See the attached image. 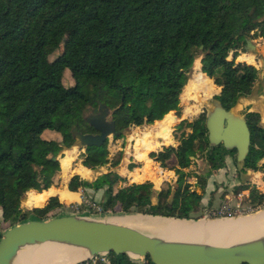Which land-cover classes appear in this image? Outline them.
Masks as SVG:
<instances>
[{
    "label": "trees",
    "instance_id": "obj_1",
    "mask_svg": "<svg viewBox=\"0 0 264 264\" xmlns=\"http://www.w3.org/2000/svg\"><path fill=\"white\" fill-rule=\"evenodd\" d=\"M255 39L264 41V0H0L2 224L7 229L68 212L54 197L43 208H23V196L60 186L64 157L53 158L77 144V133H97L86 118L87 112L96 114L101 104L111 110L121 133L115 140L133 126L154 125L175 112L181 120L175 129L177 145L151 152L150 158L162 168L173 164L170 170L176 175L183 176L200 153L213 171L224 169L229 156L237 166V151L210 145L206 113L200 119L182 120L181 96L201 55V72L223 87L214 100L231 110L240 98L250 96L259 69L253 56L243 54L247 40ZM67 70L74 80L69 87L64 84ZM245 116L251 146L238 171L264 173L261 115L248 108ZM108 144L87 148L80 156L82 165L91 170L108 164L118 167L124 152L111 161ZM135 168L130 164V171ZM187 177H180L176 191L172 186L161 190L156 202L151 182L123 186L126 180L115 171L94 182L76 175L69 190H104L98 203L117 215L198 220L211 208L196 191L194 172ZM208 178L197 177L202 190ZM246 190L245 204L255 211L264 209V193L257 186L241 182L233 192ZM214 196L212 192L210 207ZM69 198H60L62 205ZM86 208L80 205L79 212ZM108 260L109 264H153L150 258L136 262L115 254Z\"/></svg>",
    "mask_w": 264,
    "mask_h": 264
},
{
    "label": "water",
    "instance_id": "obj_2",
    "mask_svg": "<svg viewBox=\"0 0 264 264\" xmlns=\"http://www.w3.org/2000/svg\"><path fill=\"white\" fill-rule=\"evenodd\" d=\"M255 48L253 41L247 40V53H254ZM237 106L226 110L214 100L206 113V128L210 145H223L228 151L236 150L237 166L243 168L250 151L251 131L246 116L240 113ZM171 114L178 120L174 113ZM86 122L98 134L77 133L81 149L102 147L111 137L121 135L116 130L111 110L104 104L100 105L96 114L87 116ZM53 160L59 158L54 157ZM109 214L63 213L47 220L30 219L12 226L1 232L0 264H15L20 255L51 244L74 249L81 257L75 264L111 254L128 256L136 262L150 258L153 264H264V231H259L260 228L248 234V231L241 232L237 238H220L213 243L185 241L132 228L110 219L113 215Z\"/></svg>",
    "mask_w": 264,
    "mask_h": 264
},
{
    "label": "rangeland",
    "instance_id": "obj_3",
    "mask_svg": "<svg viewBox=\"0 0 264 264\" xmlns=\"http://www.w3.org/2000/svg\"><path fill=\"white\" fill-rule=\"evenodd\" d=\"M65 40H66V38L62 39V42H61V46L62 47L65 44ZM252 41L256 45L255 53H247L246 48H245V53L243 55H248V56L250 55V56L254 57L255 63H256L255 67L257 69H259L260 77L258 76L259 80L257 81V83L255 85L253 93L250 96H248V97L240 98V100L238 102V106L237 107H238L240 113L243 114V115H245L246 109L251 107L250 104H252V107H253L254 111H257V112L264 111L263 104H262V102L264 100V41L262 39H255V40H252ZM243 55H241V56H243ZM202 57H203V55H201L195 61L194 67H193V70H192V73H191V78L188 81L189 82L188 85L192 81L193 77L197 73L201 72V69H202V66H201ZM231 58H232V56H230L229 59H231ZM237 62H240L239 58H238ZM245 63H247V62H245ZM213 83L215 84V87L217 89V93L209 100L204 99L203 95H197L198 97H197L196 101H192V102L188 103V102H183L182 96H181V103H182V106H183V112H182L183 113V117H186L185 113H186V110L188 108H191V112L192 113H196V115H194V116H189V117L187 116V118L189 120H191V121H193L194 119H200L199 116L202 113H204V112L208 113L210 107L212 106V104L214 102V97L218 96V95H221L223 93L221 88L218 87L214 81H213ZM64 84L67 87L74 85V80H73L71 74L69 73V70H67L65 72ZM90 113L91 112H87V115H89ZM172 113L175 114V112H172ZM165 121L166 120H164V122ZM178 123L179 122L176 121L171 126L172 131L171 132L169 131L170 132L169 140H164V139L160 140V142L163 143L165 146H169V145L176 146L177 145V141L175 140V129H176V126H177ZM159 125H160V123L158 124V126H157V123H155L154 125L150 126V128H149L150 131H152V129H154L156 126L159 127ZM260 126L261 127L264 126L262 121L260 123ZM168 127H170V126H168ZM143 130H144L143 127L142 128H135V126H133V127H131L130 129H128L125 132L128 135L127 138H121L119 140H115L113 137H111L110 140L108 141L109 142L108 148H109L112 140L115 141L116 144L118 143V141L120 143L122 142L123 149L125 151L124 163H127L129 158L131 159L130 160L131 163H138V161H139L137 159L138 152H137L136 148L140 146V140H141V138H143V135L141 136V133L143 132ZM156 132L157 131H155L154 133H156ZM144 134L149 135L150 133L148 131V132H144ZM154 136H156V134ZM154 136L152 138H154ZM173 138H174V141L172 142ZM131 144H133L132 151H129V149L131 148L130 147ZM153 147L154 146H152L150 149H142V151H146V150L152 151L153 149H155ZM111 148L114 149L115 145L111 144ZM139 148H140V152H141V146ZM160 150H158V151H160ZM64 151H65V149H64ZM64 151H62V153L60 155L61 157H64L63 159H61V165H63L65 163L64 159H66V156L63 155ZM152 157H154V155ZM146 160H147V156H146ZM131 163H129V164H131ZM153 165L151 166L152 169H151V172L149 173V175L144 176L143 174L140 173V176L137 177L136 176V172H134L131 175V177L133 178V180L135 182H141V181H145L146 180V181H150L152 183V185H153L152 186L153 202L157 201V194L161 190H166L169 186H172L174 188V191H176L177 188H178V180L180 179V177L184 176V179H185V177L188 176L186 179H189L190 176H191V171H192V172H194V175H195V182H196V186H197L196 191L198 193L204 195L203 202H204V204L206 206H208V208L220 209L221 207H223L226 204H229L231 206H234L236 204H241V207L246 210L245 213L238 214V215H232V216H228V217H223V218H209V219H207L206 217H203V218H200L198 220L197 219L179 220L178 222H180V221L181 222H186L187 221L189 223L193 222V223H208V224H210V223H226V221L227 222H236V221H231V220H237V219H240V218L246 219V218L255 217V216L263 213L262 211H264V209L263 210L261 209L259 211H255L253 209L254 211L252 210L251 212H248V207L251 208V206L245 204V199L249 195V191L248 190L242 191V192H246L247 194L241 200L238 199V195L240 193H242V192H240V193L233 192L234 189H236V187H238V185L240 184L239 182H243V183H247L250 187L257 186L258 189H260V191L264 193V176L261 175V174H264V173L259 174L260 172L251 171V174L247 178H243L242 176H240L241 177L240 180L234 181V178H235V180H236V178L238 179L237 176L239 175L238 173H240L238 170L236 171L234 169L235 168L234 166H231L232 170L231 169L228 170L227 167H225L224 169H221L219 171H213V170H211L210 166L208 165V162L201 155V153L199 154V157L196 158L193 161V164L191 165V167H189V169H187L184 172L183 176L182 175L181 176L180 175H176V172L174 170H170V169H172L173 164H171L168 168H162L160 166V164H158V163L153 164ZM139 166H143V164H141V162H140V163L137 164V167H139ZM141 168L142 167L138 168L137 170H139V171L144 170V169H141ZM103 170H106V168L103 169ZM158 171L159 172L161 171V172L159 173ZM198 176H207V178L209 177L205 190H202V188H200L198 186V184H197V181H198L197 177ZM184 182L185 181H183V184H184ZM254 182L256 183V185H254ZM184 188L187 189L185 184H184ZM212 192L215 193V196H214V200H213V206L210 207L208 205V203H209L210 195H211ZM225 192H227V194H225V196L223 197L222 195ZM37 197H39V196H37ZM25 199H26V203H25ZM25 199H23V205L24 206H25V204H27L29 206L34 205V206H37V207L42 205V203L40 205L37 204V202H36L37 200H35L33 198V195L28 194ZM41 199H42V197H41ZM115 214H118V213H110L109 215H115ZM244 217H246V218H244ZM112 218H114V217H112ZM145 218L163 219V217H153V216H149V217L145 216ZM163 220H166V219H163ZM171 221H176V220H171ZM7 229H9V228H7ZM7 229L2 224V220L0 218V235H1L2 231H6ZM50 249H45L44 251L49 253L50 251L48 252V250H50ZM57 253H62V252H57ZM53 256H56V255H53Z\"/></svg>",
    "mask_w": 264,
    "mask_h": 264
},
{
    "label": "bare ground",
    "instance_id": "obj_4",
    "mask_svg": "<svg viewBox=\"0 0 264 264\" xmlns=\"http://www.w3.org/2000/svg\"><path fill=\"white\" fill-rule=\"evenodd\" d=\"M216 93L217 89L213 81L202 72H199L184 89L182 100L183 102L190 103L197 100V95H203L204 99L209 100ZM185 114L186 116L196 115V113L191 112V108H188ZM171 115L174 119L175 117L173 114ZM171 117H167L165 122L160 123L159 127L154 128L155 130L153 129V132L159 131V133L162 134L164 128L171 125V122L169 121L172 120ZM148 138L149 140L143 145V147L147 149L153 146L151 142L152 138ZM137 151H140L139 147ZM141 172L142 171H138L137 176L140 175ZM110 219L132 228L145 230L167 238L208 243H213L215 240H219L220 238H224L226 240L233 239L235 237L237 238L239 237V234H242L241 232L248 231L246 234L250 232L252 233L255 232L254 229L256 228H260L259 231H264V211L255 217L241 219L236 222L210 224L145 218V216L142 215H113ZM45 249H50L48 250V252H50H45ZM79 260H81V257L77 255V252L74 249L67 246L51 244L20 255L15 261V264H75Z\"/></svg>",
    "mask_w": 264,
    "mask_h": 264
},
{
    "label": "crops",
    "instance_id": "obj_5",
    "mask_svg": "<svg viewBox=\"0 0 264 264\" xmlns=\"http://www.w3.org/2000/svg\"><path fill=\"white\" fill-rule=\"evenodd\" d=\"M254 64H256V63H254ZM259 77H260V74H259ZM258 80H259V78H258ZM262 104H263V109H264V100H263ZM250 105H251V107H249L250 108V111H254V109L252 107V104H250ZM255 112H257V111H255ZM258 113H260V115H261V121L264 124V111L258 112ZM171 116L172 115H170V117ZM167 117H169V116H167ZM183 118H187V116L186 117H183ZM183 118H182V120H183ZM164 120L162 122H164ZM169 121L171 122L170 123L171 124L170 127L164 128L162 134L159 133V131H157L156 133H154L153 132V129H152V131H150L149 128L152 125H146L145 127L141 126V128L143 127L144 130H143V132L141 131L142 132L141 133V136L143 135V138H141V140H140L141 152L140 151H137L138 152L137 159L139 160L138 163L141 162V164H143V166H139V167L135 168L133 171H130V169H129V166H130L129 163H131L130 162V160H131L130 158H129V160H128L127 163H124L125 151L123 149L122 142L120 143L119 141L116 144V142L112 140L111 141V144H114L115 145V148L112 149L111 148V144H110V146L108 148L109 149V152H110V160L111 161L115 158V156L117 155L118 152H120V151H123L124 152V157L122 159V162L116 168H111V164H108L107 166L102 167V168H99L97 170L88 169V168H86V167H84L82 165V159H80V156L83 155V154H85V149H81V147H79L78 143L75 146H73L72 148H70V149H65V151L63 152V155L66 156V159H65L66 161H65V163L63 165L60 164L61 165V172H60L61 182H60V186L59 187L53 186L49 190H46V191H44L42 193H38L36 191L28 192V194H32L33 195V198L35 200H37L36 201L37 204H39V205L41 203H43V204L41 206H39V207L34 206V205L29 206L27 204H25V206H24L23 205V202H22V207L23 208H26V209L42 208V207L46 206L49 203L50 198H52V197L57 198L58 201H59V203H60V205H61V207L65 208V209H68L71 205H83L84 200H90V198L91 199H95V201H97V202L100 201L101 198H102V196H103V194H104V190L101 191V192H98V193H96V191H94L93 189L79 190L78 192H72V191L69 190V183H70L71 179L74 176H76V175L80 176L83 180H87V181H90V182H94L99 176H101L103 174H106V173H108L110 171H115L121 177H123L126 180V182L123 184V186H126L128 184H144L146 182H150V181H146V180L145 181H141V182H135L133 180V178L131 177V175L134 172H136V176H137V172L139 171L137 169L140 168V167H142L141 169H144V170H142L141 174H143L144 176L149 175V173H150V171L152 169V167L150 165L156 164V162L153 159L150 158V153L151 152H157L158 150L162 149V147L165 146L163 143L160 142V140H163V139L164 140H169L170 132L172 131L171 126L176 121L180 122L181 120H179V119L176 120L175 118L174 119L172 118V121L173 122L171 120H169ZM162 122H156L157 123V126H158L159 123H162ZM263 128H264V126H263ZM148 131L150 133L149 135L144 134V132H148ZM155 134H156V136H154ZM47 135L48 134H46L45 136H47ZM127 136L128 135L126 134L123 138H127ZM153 136H154V138H152ZM148 137L152 138L151 142H152V145L154 146L153 148H155V149H153L152 151H149V150L142 151V149H147V148L143 147V145H144L145 142H147L149 140ZM130 147L131 148L129 149V151H132L133 144H131ZM150 148H148V149H150ZM137 149H138V147L136 148V150ZM69 153H71V154H69ZM146 156H147V160H146ZM68 157H69V159H68ZM61 158H63V157L60 156L59 157V161H60ZM138 163H131V164H135L137 166ZM231 166H234L235 167V161L232 158H228L226 160V167H227L228 170L229 169L232 170ZM105 168H106V170H103ZM234 169L236 170L237 168L235 167ZM250 174H251V171H248L247 173H243L241 176L243 178H247ZM259 174H261V173H259ZM261 175L264 176V174H261ZM139 176L140 175H138L137 177H139ZM237 177H238V179L236 178V180H235V178H234V181L240 180L241 177L239 175ZM239 183H241V182H239ZM254 185H256L255 182H254ZM47 193H48V195L47 196H44ZM36 195L39 196V197H37ZM41 196H44L43 197V201H41L42 200L41 199ZM65 196H66V198L67 197L68 198L71 197L72 199L69 198L70 199V202H68L67 205L64 206V205H62V202H61L60 198L65 197Z\"/></svg>",
    "mask_w": 264,
    "mask_h": 264
},
{
    "label": "built area",
    "instance_id": "obj_6",
    "mask_svg": "<svg viewBox=\"0 0 264 264\" xmlns=\"http://www.w3.org/2000/svg\"><path fill=\"white\" fill-rule=\"evenodd\" d=\"M195 160V159H194ZM247 193L242 192L238 195V199L241 200ZM83 205H86V211L85 213L93 214L102 216L105 214H108L110 212H107L104 210V208L97 202L91 201V200H84ZM80 205H71L67 210L69 214H81L79 212ZM253 208L248 207V212H251ZM245 209L241 207V204H236L234 206H231L229 204L224 205L220 209H210L206 212L205 217L206 218H223L228 217L232 215H238L245 213ZM254 211V210H253ZM80 264H109V260L107 256H96L93 258H90L89 260L82 262Z\"/></svg>",
    "mask_w": 264,
    "mask_h": 264
},
{
    "label": "flooded vegetation",
    "instance_id": "obj_7",
    "mask_svg": "<svg viewBox=\"0 0 264 264\" xmlns=\"http://www.w3.org/2000/svg\"><path fill=\"white\" fill-rule=\"evenodd\" d=\"M204 113H205V112H204ZM89 115H92V114L90 113ZM89 115H87V116H89ZM95 134H98V132L95 133ZM220 146H223V145H220ZM235 151H236V150H235ZM228 158H232V157L229 156V157L226 158V160H227ZM232 159H233V158H232ZM233 160H234V159H233ZM235 167L237 168V169H236V171H237V170H238V166H236V164H235ZM246 173H247V172H246ZM238 174H239V176H241L243 173L240 172V173H238Z\"/></svg>",
    "mask_w": 264,
    "mask_h": 264
}]
</instances>
